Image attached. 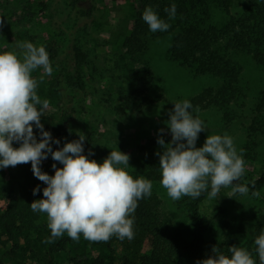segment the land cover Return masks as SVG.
Instances as JSON below:
<instances>
[{
	"label": "trees",
	"instance_id": "16d2710c",
	"mask_svg": "<svg viewBox=\"0 0 264 264\" xmlns=\"http://www.w3.org/2000/svg\"><path fill=\"white\" fill-rule=\"evenodd\" d=\"M4 1L8 0H0V4ZM54 1L39 0L36 4L43 12L46 10L50 13H43L44 22H35L37 9L29 11L31 21L45 27L50 35L55 33L51 27L55 18L53 15L56 14L61 2L76 11L77 15L74 18L77 21L80 18L89 20L93 15V6L85 2L87 0H59L58 4ZM172 3L176 5V18L168 20L164 9L170 7ZM146 6H151L161 18L170 23V28L166 32L149 31L148 25L141 18ZM131 8L133 12L131 24L125 33L120 35L117 43H114V47H121L129 56V65L141 61L149 39L169 35L171 40L167 58L172 63L188 69L196 76L208 75L217 79L215 85L205 87L190 97L192 105L200 109L219 110L222 125L226 128L240 120L245 129L243 158L249 159L257 155L264 143V85L255 91L254 103L245 110L244 99L247 94L244 93L251 89L247 86L248 82H242V67L235 57L240 54L246 55L264 71V0H133ZM85 27L86 24L83 29ZM7 42V36L0 33V47L5 46ZM49 44H45V48L52 72L49 79L40 80L37 94L41 100L48 102L44 115L41 116V123L52 137L60 140L59 145H52L55 149L64 144L67 135L69 141L79 138L71 132L70 113L72 106L78 102L76 93L83 99L88 95L83 69L89 65V54L74 37L68 38L64 47ZM65 47L66 51L61 54ZM129 76L133 81L136 96L144 95L139 108L141 109L144 103L149 107L154 99L145 94L156 87V77L151 67L147 62L142 63L140 74L131 71ZM130 98L119 97L118 108L122 113L134 109ZM234 107H240L242 112H238ZM33 132L39 139V130L35 126ZM84 135L86 137L84 154L87 156L91 152L92 159H103L105 154L116 148L107 140L93 137L92 134ZM13 146H17L16 142H13ZM125 151L129 155V173L133 177L142 176L149 179L153 184L152 195L141 199L135 210L133 239L120 240L113 236L107 242H93L81 236L79 241H73L65 234L51 244L44 243L45 238L50 235L46 216L33 212L30 203L42 198V188L45 185L33 175L30 163H25L15 167L9 166L13 171L10 188L0 183V199L5 200V207L0 210V245L11 243V250L6 252L7 255L18 253L20 244L17 237L27 231L33 234L31 243L38 249L37 255L41 256V259H46V263L49 264L53 263L55 254L65 255L71 264H115L114 257L119 261L118 264H196L198 260L212 255V246L203 236L205 226L199 213V206L207 197V193H202L195 200L182 197L175 201V209L182 211L183 218L193 223L194 230H191L184 223L177 222L172 214L167 213L158 194L160 174L159 158L156 153L162 149L157 144V138H148L144 144L138 145L137 154ZM53 163H56L57 167L61 166L49 156L42 161L41 170L53 174L51 167ZM238 183L246 184L250 192L257 191L264 184V170L247 182L241 177ZM37 186L41 190L34 195L33 188ZM262 229L264 215L257 222L255 235ZM81 242L106 250L111 259L107 261L98 255L83 260L78 254ZM232 245L239 247L235 237L226 248L218 247L226 252ZM245 245L250 251L254 248L250 242ZM253 255L255 258L254 252ZM25 257V254H20L17 264H26ZM0 264L3 263L0 261Z\"/></svg>",
	"mask_w": 264,
	"mask_h": 264
},
{
	"label": "clouds",
	"instance_id": "9594fccd",
	"mask_svg": "<svg viewBox=\"0 0 264 264\" xmlns=\"http://www.w3.org/2000/svg\"><path fill=\"white\" fill-rule=\"evenodd\" d=\"M164 11L168 20L176 18L175 3ZM141 18L152 33L170 28L151 6L145 7ZM17 48L19 53L0 50V168L30 163L33 175L44 183L42 198L30 203L33 212L46 216L50 235L44 243L51 244L65 234L73 241L81 236L93 242H107L113 236L133 239L134 213L138 202L152 195V181L129 173V155L117 144L100 162L91 158V152L84 154L86 137L81 133L54 149L52 145H59L60 140L41 123L48 102L38 96L39 81L32 75L41 68L51 74L48 52L45 46L29 41ZM195 112L189 99L173 101L165 122L171 140L166 143L157 137L162 149L156 153L161 187L173 201L195 200L205 192L207 199L214 200L221 188H230L228 197L248 195L249 187L238 183L245 173L242 150L238 152L228 133L207 135L197 147L198 135L207 125ZM33 126L39 130V139ZM49 156L61 165L53 163L51 175L41 170ZM40 190L34 187L33 194ZM251 195L259 198L261 193ZM253 245L252 251L232 245L226 252L213 246L212 255L196 264H257V258L258 264H264V229L254 236Z\"/></svg>",
	"mask_w": 264,
	"mask_h": 264
},
{
	"label": "rangeland",
	"instance_id": "374dc122",
	"mask_svg": "<svg viewBox=\"0 0 264 264\" xmlns=\"http://www.w3.org/2000/svg\"><path fill=\"white\" fill-rule=\"evenodd\" d=\"M58 1L54 2L58 4ZM132 1L87 0L85 2L93 6V15L89 20L80 18L78 21L74 18L77 15L76 11L61 2L56 14L53 15L55 18L51 27L54 28L52 31L55 33L52 35L45 27H40L31 21L29 11L32 9H37L35 22H44L43 13L50 14L46 10L43 12L39 6L36 7L39 0L4 1L0 4V33L7 36L8 42L2 48L0 47V50L19 53L21 50L17 48V45L25 41L35 45L45 46L51 43V45L64 47L67 45L68 38L74 37L89 54V65L83 69L88 95L83 99L76 93L78 102L72 106L70 113L72 134H92L93 137L109 141L114 148L116 144L118 149L122 146L121 150L119 149L122 152L129 150L132 154H137V146L144 144L148 138L162 136L166 143L171 140L165 122L168 120L169 111L172 110L173 101L190 99L203 88L215 85L217 79L208 75L196 76L188 69L172 63L167 58V49L171 40L169 35L149 39L147 50L142 53L141 61L129 65V56L121 47H114V43H117L120 35L125 33L131 24ZM60 10L61 14H59ZM84 24L86 27L83 29ZM65 51L66 47L61 54ZM235 58L242 67V82H248L247 86L251 89L244 93L247 94L244 99L246 110L255 101V91L264 85V71L246 55L240 54ZM145 62L149 64L156 77V87L145 94L154 99L153 103L149 107H146L144 103L140 109L139 104L142 103L144 95L136 96L129 73L132 71L139 75L142 63L145 64ZM41 76L42 80L49 79V75L44 74L42 69L34 71L33 77L39 82L42 81ZM120 96L131 97L134 107L132 111L122 113L119 110ZM234 108L242 112L240 107ZM194 109H196L194 114L207 125V129L198 135L197 147L203 144L207 135L228 133L233 137L238 152L242 150L245 129L240 120L226 128L222 125L221 112L216 108L194 107ZM66 141H69L68 135L64 143ZM107 155L105 154L103 158ZM242 155L244 156V153ZM243 159L245 173L242 178L247 182L248 179L256 178L264 170V143L260 146L257 155ZM12 173L10 167L0 168V183L10 188ZM157 191L167 213L172 214L177 222L184 223L185 226L194 230L193 223L183 218L182 211L175 209V201L168 197L166 190L160 184L157 186ZM257 191L261 193L259 198L252 196L250 191L245 196L236 194L234 197H228L227 195H231L230 188H221L220 194L214 200L206 197L201 202L199 213L205 226L203 236L212 247L226 248L233 237L239 247L246 248L245 244L248 242L253 247L257 222L264 215V184ZM4 207L5 200L0 199V210ZM32 239L31 231L18 236L20 248L18 253L13 255L6 253L11 250V243L7 242L5 246L0 245V261L3 264H17L19 255L25 254L26 264H49L46 263V259H41V256L37 255L38 249L31 243ZM78 254L83 260H89L98 255L103 256L107 261L111 259L106 250L92 247L86 242L79 244ZM55 255L52 264H71L65 255ZM114 258L115 264H118L119 261L116 257Z\"/></svg>",
	"mask_w": 264,
	"mask_h": 264
}]
</instances>
